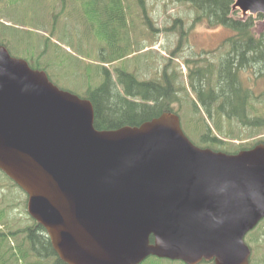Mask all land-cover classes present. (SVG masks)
Returning <instances> with one entry per match:
<instances>
[{
	"label": "water",
	"instance_id": "water-1",
	"mask_svg": "<svg viewBox=\"0 0 264 264\" xmlns=\"http://www.w3.org/2000/svg\"><path fill=\"white\" fill-rule=\"evenodd\" d=\"M244 15L264 0H236ZM90 100L0 46V170L66 264H142L150 256L250 264L245 236L264 218V144L200 148L177 114L97 130Z\"/></svg>",
	"mask_w": 264,
	"mask_h": 264
},
{
	"label": "trees",
	"instance_id": "trees-1",
	"mask_svg": "<svg viewBox=\"0 0 264 264\" xmlns=\"http://www.w3.org/2000/svg\"><path fill=\"white\" fill-rule=\"evenodd\" d=\"M135 1L141 8L143 24L151 33H159L160 29L155 24L156 19L149 12L147 0ZM176 1L189 3L195 9L194 22L204 23L211 29L224 28L231 32L223 42V47L225 45L228 47L227 51L222 53L217 62L203 57V60H185L189 68L188 81L187 85L180 84L177 70L170 67L172 59L183 51L181 49L186 33L183 30L184 21L175 20V25L170 28V31L177 29L180 25L177 32L179 40L176 50L171 51L170 55L173 58L168 60L162 73L154 78L139 80L135 73L122 67L114 70L116 74V80H114L107 65H113L125 59L126 52L117 51L116 46L121 48V44L129 43L125 27L122 28L123 23L126 22L123 13L124 3L121 0L99 1L101 9L96 12V15L103 19L104 27L110 31L107 35L112 46L108 54L111 62L108 63L107 57L101 59V63L96 68L97 73L100 74V70L103 72H101L102 79H99V84L96 85H92L90 79L87 91L81 94L83 99L92 102L95 128L116 130L124 126L136 127L161 116L164 112H175L180 115L179 108L184 102V104L190 103V107L195 112L204 111L212 122L216 121L214 125L220 132H224L220 122L222 119L237 121L243 127L263 129L264 108L259 101L264 99V93L257 94L254 86H257L259 80L264 79V28L257 30V21L264 19V15L258 14L256 17L249 15L244 18L239 10L234 9L235 0ZM1 24L0 22V45L7 47L13 54L10 41ZM14 46H16L15 40L12 41V47ZM43 47L44 49H41L44 51L40 53L36 51L41 50L39 47L28 48L27 50L30 51L26 59L31 62L33 68L49 72V68L56 60L44 61L45 52L49 49ZM52 57H58V55ZM246 73H250L251 76ZM189 89L192 97H190ZM181 92L185 93L183 98L180 95ZM176 106L178 108H175ZM193 120L192 126L195 132L198 135L201 134V146L206 144L205 147L214 148V143L226 142L212 132L204 117ZM261 143H264V140ZM10 181L13 186L18 187L11 179ZM5 200V196L2 195L0 207ZM3 216L4 211L0 210V264H66L54 250L45 228L35 219L30 216L33 220L31 226L11 229L3 221ZM30 256L33 261L30 260ZM158 260L162 261V259Z\"/></svg>",
	"mask_w": 264,
	"mask_h": 264
},
{
	"label": "rangeland",
	"instance_id": "rangeland-1",
	"mask_svg": "<svg viewBox=\"0 0 264 264\" xmlns=\"http://www.w3.org/2000/svg\"><path fill=\"white\" fill-rule=\"evenodd\" d=\"M99 1L101 0H0L1 27L10 41L12 55L27 58V53L30 51L27 50L28 48L47 47L49 50L45 52L44 61L56 60L49 68L50 78L57 86L81 96L87 91L90 79L92 85L99 84V79H102V71L100 70L99 74L96 68L101 63V59L107 57L108 63L111 62L108 54L112 46L107 35L110 31L104 27L103 19L96 15L101 9ZM121 1L124 3L123 13L126 21L122 28L125 27L129 43L121 44V48L116 46V50L126 52L127 57L113 65H107L114 80H116L114 70L122 67L135 73L139 80L154 78L162 73L168 60L173 58L170 54L171 51L176 50L179 40L177 32L181 26L178 25L177 29L170 31L175 25V20L184 21L183 30L186 33L181 49L183 51L172 59L170 67L177 70L180 84L187 85L188 81L189 68L185 60H203V57L217 62L222 53L228 49L226 45L223 47V42L231 32L224 28L211 29L204 23L194 22L196 11L189 3H178L176 0H147L149 12L156 19L155 24L160 29L159 33H151L143 24V14L136 1ZM241 15L244 18L249 16V14L243 15L242 12ZM257 25V30H262L264 19L258 20ZM11 38L15 40L14 47ZM42 49L36 51L40 53L44 51ZM54 55L58 57H52ZM247 75L251 76L250 73ZM256 85L254 86L256 93H264V79L259 80ZM189 92L191 94L190 89ZM180 95L183 98L185 93L181 92ZM263 101L264 99L259 103L261 102L264 108ZM182 104L179 109L183 131L192 143L199 147H205L206 144L201 146V134L198 135L192 125L193 119L198 120L203 117L212 132L226 141L220 144L214 143V148L209 147L212 150L233 154L264 140V128L243 127L237 121L222 119L220 122L224 132H220L214 125L216 121L212 122L204 111L195 112L190 107V103ZM204 130L205 128L202 131ZM2 195L6 198L0 207V210L4 211L5 224L11 229L31 226L33 220L27 211V195L19 187L13 186L10 179L0 172V197ZM261 233L263 234L259 237ZM245 243L253 251V264H264V223L247 235ZM24 245L27 246L25 243ZM30 260L33 261L31 256ZM143 264L182 263L149 258Z\"/></svg>",
	"mask_w": 264,
	"mask_h": 264
},
{
	"label": "bare ground",
	"instance_id": "bare-ground-1",
	"mask_svg": "<svg viewBox=\"0 0 264 264\" xmlns=\"http://www.w3.org/2000/svg\"><path fill=\"white\" fill-rule=\"evenodd\" d=\"M243 94V93H242ZM28 203H29V198H27V211H28ZM29 214V211H28ZM30 215V214H29ZM31 216V215H30ZM32 217V216H31ZM33 218V217H32ZM34 219V218H33Z\"/></svg>",
	"mask_w": 264,
	"mask_h": 264
},
{
	"label": "flooded vegetation",
	"instance_id": "flooded-vegetation-1",
	"mask_svg": "<svg viewBox=\"0 0 264 264\" xmlns=\"http://www.w3.org/2000/svg\"><path fill=\"white\" fill-rule=\"evenodd\" d=\"M262 223H264V219H263V221L261 222V224H262ZM262 234H263V233L260 234V237H261Z\"/></svg>",
	"mask_w": 264,
	"mask_h": 264
}]
</instances>
